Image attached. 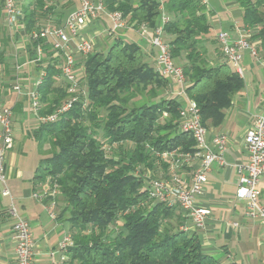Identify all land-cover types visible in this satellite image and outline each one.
I'll return each mask as SVG.
<instances>
[{
	"label": "trees",
	"instance_id": "1",
	"mask_svg": "<svg viewBox=\"0 0 264 264\" xmlns=\"http://www.w3.org/2000/svg\"><path fill=\"white\" fill-rule=\"evenodd\" d=\"M54 1L22 0L25 30L19 35L27 36L56 15ZM238 2L246 28L262 24L264 0ZM105 5L136 28L146 24L153 30L162 12L167 14L163 35L175 64L182 63L186 95L196 103L202 126L219 127L244 83L224 57L219 64L210 63L200 45L210 28L202 0H105ZM3 22L0 0V64L11 36ZM38 43L44 44L28 41L31 60ZM43 46L48 62L37 88L40 116L69 97L67 86L57 82L59 60ZM79 64V87L85 95L59 120L39 123L31 132L45 156L32 181H48L50 192L55 189L65 204L62 216L73 245L63 263L223 264L203 252L195 232L182 229L188 219L177 204L155 202L147 194L149 182L157 179L156 169L169 166L156 154L195 151L192 136L178 128L182 105L166 96L170 81L145 62L139 45L119 37L105 52L94 51Z\"/></svg>",
	"mask_w": 264,
	"mask_h": 264
},
{
	"label": "crops",
	"instance_id": "2",
	"mask_svg": "<svg viewBox=\"0 0 264 264\" xmlns=\"http://www.w3.org/2000/svg\"><path fill=\"white\" fill-rule=\"evenodd\" d=\"M203 3L206 6L205 13L210 28L207 35L200 37V45L210 63L223 62L221 46L216 39L220 32L236 37L237 31L249 29V42L256 54L249 51L243 53L244 87L232 98L231 106L225 110L223 123L219 127L206 128L208 141L218 133L227 135L224 153L226 164L222 167L213 165L207 173V181L203 185L202 193L196 198V205L208 208L211 215L203 229L191 228L189 231L197 234L204 253L219 257L223 264H264V226L260 221L244 216V203L236 197L237 170L248 163L243 142L244 134L264 102V17L262 24L256 29H250L244 24L243 9L238 0H205ZM53 5L56 15L54 13L39 23L50 22L55 25L63 21L67 14L78 6V2L55 0ZM260 10L264 15V3ZM163 14L167 16L165 12ZM160 18L157 25L161 23ZM107 21V18L102 17L99 21L90 22L84 32V36L92 40L95 51L107 49L105 42L114 39V36L108 34L110 26ZM125 31L128 33L126 38L118 37L126 43H133L130 40L135 37L142 40L144 60L154 68L156 49L139 34L138 27ZM260 31H263L262 34L257 35ZM27 47L26 36H10L4 53V64H0V97L13 111V147L7 153L5 165V186L11 197L3 195L0 186V264H16L12 218L8 213L11 204L30 224L35 246V264H64L65 254L59 245L69 233V224L62 216L65 204L59 195L51 194L48 181H32L38 165L45 158L39 153L31 136L39 122L33 113L26 109V105H29L27 98L17 95L12 89L15 80L13 64L15 65L17 60L21 65L18 80L24 90L34 88V82L48 62L45 59L42 67L38 68L29 58ZM80 58L77 57L76 71L81 75ZM25 64L28 65L27 68ZM175 90V87H170L172 98L183 107L182 99L173 94ZM26 142L33 145H30L29 151L25 149ZM197 163L198 161H192L188 166L182 165L175 173L169 166L167 170L159 167L154 176L171 181L172 176L177 174L188 180L193 171L192 165L195 167ZM259 189L260 202L264 205V177L259 182ZM185 225L191 227L190 221L186 220Z\"/></svg>",
	"mask_w": 264,
	"mask_h": 264
},
{
	"label": "built area",
	"instance_id": "3",
	"mask_svg": "<svg viewBox=\"0 0 264 264\" xmlns=\"http://www.w3.org/2000/svg\"><path fill=\"white\" fill-rule=\"evenodd\" d=\"M77 2L78 6L67 14L62 23L55 25L50 22L39 23L37 28L26 36L28 41L44 42V44L36 45L33 63L48 60L43 51V45L50 47L49 52L53 60H59L60 74L57 82L67 86L68 99L52 113L40 116L37 88L42 82L44 72H40L33 89L24 90L18 80L21 65L18 60L14 65L15 80L12 89L17 95L27 98L31 111L39 123H53L59 120L77 101L79 95H85L79 87L80 74L76 71V63L77 57H86L94 52L92 40L84 36L89 23L99 21L102 17L107 18L110 22L109 35L119 30L134 28V24L127 23L121 12L108 11L105 0H77ZM21 4L22 0H3L4 24L11 36L19 35L25 30ZM160 21V25H156L153 30H150L146 24H141L138 26V31L142 37L147 39L149 45L156 49L154 70L170 81V87L176 88L173 94L179 96L184 103L178 128L180 132L189 133L192 136L195 151L193 153L164 151L156 155L161 160L167 161L174 173L182 165L188 166L192 161H198V163L195 167L192 165L193 171L188 180L177 174L172 176L171 181L164 178L152 179L149 182L147 194L155 202L176 203L191 224V227L183 225L184 231H189L191 228L201 230L211 215V211L206 207L197 206L196 198L202 193L203 185L207 181V173L213 165L222 167L226 164L224 153L227 135L218 133L210 141L207 140V130L200 122L198 107L186 95L187 82L182 68L175 64L169 45L164 39L163 26L168 21V17L163 12ZM249 32V29H243L237 31L236 37L223 32L216 36L224 59L241 79L244 74L243 53L249 51L251 54H256L249 42ZM12 121L13 111L0 97V186H2V194L7 196H10V193L5 186L7 178L5 165L7 153L13 147ZM243 142L248 163L237 170L236 197L244 203V216L258 220L264 226V205L260 202L259 189V182L264 177V102L259 112L253 116L252 123L244 134ZM51 194L55 195L56 190H52ZM8 213L12 218V239L15 245L16 264H35V246L29 222L16 211L12 204ZM72 245L71 237L66 235L59 247L65 254Z\"/></svg>",
	"mask_w": 264,
	"mask_h": 264
},
{
	"label": "rangeland",
	"instance_id": "4",
	"mask_svg": "<svg viewBox=\"0 0 264 264\" xmlns=\"http://www.w3.org/2000/svg\"><path fill=\"white\" fill-rule=\"evenodd\" d=\"M106 23L108 24V26H110V22H109V21H107ZM134 28H135V27H134ZM127 34H128L127 31H125V30H119V31L115 32V33L113 34V36H114V38L120 36L122 39H124V38H126ZM250 36H251V33H250ZM99 39H100V41L102 40L101 38H99ZM164 39H166V38H164ZM130 41H133V43L138 44V45L141 47L142 51H143L144 45H143L142 40H140L139 38L135 37V38H132ZM111 42H112V40H110V41H106V42H105V45H106L107 48L110 46ZM105 50H106V49L103 48L102 51L105 52ZM94 51H95V49H94ZM81 58H82V57H81ZM81 58H80V59H81ZM176 64H177L178 66L181 67V64H182V63H178V62H177ZM10 66H12V64H11ZM13 66H14V64H13ZM25 66H26V68L28 67L27 64H25ZM13 74L15 75V72H14ZM166 96H168V97H172V94L170 93V91H169V93H168ZM26 109H29V110L31 111V108H30L29 105H28V106L26 105ZM31 112H32V111H31ZM30 145L33 146L31 142H26L25 149H26L27 151L30 150ZM34 145H35V143H34ZM215 257H216V258H219V257H217V256H215Z\"/></svg>",
	"mask_w": 264,
	"mask_h": 264
}]
</instances>
